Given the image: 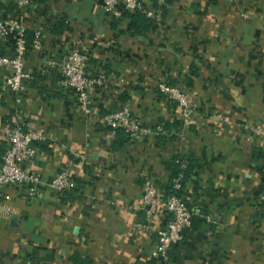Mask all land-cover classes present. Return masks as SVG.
Wrapping results in <instances>:
<instances>
[{
  "label": "crops",
  "instance_id": "obj_1",
  "mask_svg": "<svg viewBox=\"0 0 264 264\" xmlns=\"http://www.w3.org/2000/svg\"><path fill=\"white\" fill-rule=\"evenodd\" d=\"M102 1L19 8L0 0V19L22 21L31 40L44 29L42 48L28 47L22 91L0 92V169L19 110L24 128L42 136L25 167L46 182L67 168L78 182L75 193L41 184L31 201L22 199L25 187L6 188L0 264H162L153 253L170 214L149 217L138 205L147 177L169 194L179 155L191 169L184 195L192 220L168 264H264V0H166L161 18L140 30L129 17L109 18ZM13 49V37L0 40V54ZM73 49L90 54L91 74L107 76L90 114L52 63ZM10 73L0 67V84ZM163 81L186 94L188 122ZM124 104L146 125L168 123L166 137L108 127L102 117Z\"/></svg>",
  "mask_w": 264,
  "mask_h": 264
},
{
  "label": "built area",
  "instance_id": "obj_2",
  "mask_svg": "<svg viewBox=\"0 0 264 264\" xmlns=\"http://www.w3.org/2000/svg\"><path fill=\"white\" fill-rule=\"evenodd\" d=\"M152 0H103L101 9L111 19H121L125 12L140 10L148 18L155 21L162 16L163 5L166 0H155L156 5H150ZM19 7L24 8L32 4L33 0H13ZM13 37L14 49L10 56L0 54V67L9 66L11 73L9 77L0 84L1 91H13L20 93L24 87V82L31 77L26 71V54L30 42L35 49L42 48L44 29L38 28L34 32L32 41L29 39L28 30L24 23L18 19L7 15L0 19V40ZM90 54L81 49L71 50L59 62H52L62 74V85L75 89L78 99V107L84 114H90V104L92 93L95 88L102 86L107 76L101 74H91L88 71ZM160 89L166 96L177 101L183 107V117L185 122L191 118L193 110L188 102L183 90L167 81L159 84ZM21 102L20 96L16 98V103ZM16 118L10 123L7 131L8 145L3 155V162L0 169V201L9 199L11 196L6 192L9 186H23L26 191L22 194V199L31 201L38 197V186L48 184L53 190L63 192L71 190L77 185L75 178L67 168L61 169L58 174L49 182L44 181L42 176L36 171L28 169L25 164L32 163L35 158V148L33 142L41 140L42 136L37 132L28 131L24 128L22 114L16 110ZM103 122L112 129H123L129 136H158L165 131L161 124L149 126L142 118L133 113L129 104H124L117 110L111 111L102 117ZM185 162L182 166L185 167ZM186 177L180 172L171 180V189L167 196L159 194V187L151 178H145L143 183V195L138 208L151 217L158 209H165L170 218L166 224L157 230L158 242L153 255L162 264H168L170 260V250L173 245L184 240L185 231L190 226L192 211L190 210L184 195V184Z\"/></svg>",
  "mask_w": 264,
  "mask_h": 264
},
{
  "label": "trees",
  "instance_id": "obj_3",
  "mask_svg": "<svg viewBox=\"0 0 264 264\" xmlns=\"http://www.w3.org/2000/svg\"><path fill=\"white\" fill-rule=\"evenodd\" d=\"M123 16H126V17H129L131 18V27L134 28V29H137V30H140V29H145L148 27V25H150V22L149 20H151V18H148L145 13H143L142 11L140 10H136L134 12H125ZM149 19V20H148ZM29 39L30 41L31 40V37L29 36ZM162 127H163V130L166 131L168 133V129H169V124L168 123H162ZM117 130H122L123 132H125L123 129H117ZM160 138H165L166 137V134L162 133L159 135ZM185 159L182 157V156H176L174 159H173V165H172V170H173V176H172V179L174 177H176L180 172H183L185 177L187 175H189L190 173V165L187 164L185 167H183L182 165L185 163ZM171 179V180H172ZM76 183H78L76 181ZM170 189H171V183H170ZM78 190V186H75L73 187L71 190H67L68 193H75L76 191Z\"/></svg>",
  "mask_w": 264,
  "mask_h": 264
}]
</instances>
